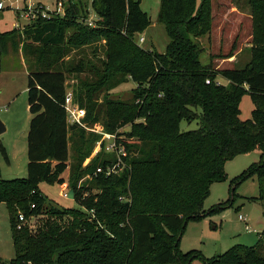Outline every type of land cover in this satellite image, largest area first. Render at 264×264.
I'll list each match as a JSON object with an SVG mask.
<instances>
[{
    "label": "trees",
    "instance_id": "trees-1",
    "mask_svg": "<svg viewBox=\"0 0 264 264\" xmlns=\"http://www.w3.org/2000/svg\"><path fill=\"white\" fill-rule=\"evenodd\" d=\"M249 1L250 58L241 67L214 69L210 59L200 61L203 47L198 37L211 30V0L160 1L158 21L168 36L163 52L134 42V35L150 21L140 0H67L63 16L38 15L20 31L0 33V53L6 43L22 39L40 44L46 55L33 61V46L22 44L31 113L26 177H0V202L8 208L14 250L10 264H164L176 257L185 264L194 257L191 252L179 256L177 240L188 219L204 214L210 185L226 179L225 161L253 149L264 154V0ZM90 8L98 17L94 27L82 21ZM72 25L81 33H73L69 44H89L96 35L104 39L100 83L117 76L110 87L126 80L136 84L127 109L119 110L126 103L107 104L109 113H117L114 128L129 125L122 134L135 140L127 142L115 134L126 152L125 167L109 176L94 171L114 163L115 154L102 145L91 158L89 174L100 191L86 192L84 185L77 188L73 182L78 208L51 205L47 210L49 202L39 183L64 182L69 132L82 129L68 120L65 103L61 59L69 49L64 45ZM217 77L226 82L218 83ZM243 95L253 104L246 119L239 118ZM79 107L89 105L79 101ZM181 121H196L197 127L182 131ZM252 174L260 182L254 198L263 200L262 156L239 181ZM45 210L50 215L35 229L17 227L19 213L25 218ZM68 212L74 217L62 224ZM257 238L254 245H234L205 264H264V230Z\"/></svg>",
    "mask_w": 264,
    "mask_h": 264
},
{
    "label": "rangeland",
    "instance_id": "rangeland-1",
    "mask_svg": "<svg viewBox=\"0 0 264 264\" xmlns=\"http://www.w3.org/2000/svg\"><path fill=\"white\" fill-rule=\"evenodd\" d=\"M160 1L140 0L139 7L149 16L150 21L145 29L136 33L133 38L134 42L143 48L163 52L168 36L164 26L158 21ZM3 2L4 8L0 10V33H9L16 28L20 31L33 20L34 17L27 18L24 15L28 5L44 6L51 11L56 9V0H4ZM88 14L94 16L91 8ZM211 15L210 32L198 37L203 47L200 55L201 63L206 64L210 59L209 63L214 69L243 66L250 58L248 50L252 31L250 1L211 0ZM76 33H81L76 25L69 27L66 32V43L69 37ZM140 36H144L143 42L138 41ZM93 38L89 44L64 45L69 48L61 59L66 74L67 96L71 98V104L79 106V101H85L89 107H81L85 111L82 129L69 132L68 167L62 174L64 182L39 183L43 196L49 202L45 205L47 210L51 205H58L61 209L78 208L74 201L73 182L76 183L77 188L84 185L86 192L100 191L101 186L96 184L89 174L90 167H88L89 161L99 149V141H102L104 146L111 139L109 134L117 133L121 140L126 139L127 142L135 140L122 134L130 130L129 125L114 128L112 123L117 118V113H109L107 104L110 103L109 101L126 103L127 105H120L119 110L127 109L136 84L126 80L110 87L117 76L100 83L103 74L101 61L104 57V39L100 38V35ZM24 43L33 46L36 52L33 54V61H38V58L44 59L46 56L42 54L45 49L40 44L22 39L6 43L0 53V121L5 127L0 134V177L3 179L26 177V136L31 113L28 110L26 91L28 67L21 49ZM38 66L33 64L31 67L35 69ZM79 69L83 71L79 72ZM217 80L226 82L221 77H217ZM239 108L240 119L250 117L253 104L248 95L242 96ZM196 127V121L180 122L182 131ZM261 156L264 159V154L261 155L260 150L253 149L225 161L226 179L210 185L209 193L203 200L204 214L188 219L177 240L176 248L179 256L187 252L194 255L185 264H205L207 259L224 253L234 245L250 246L256 243L257 233L247 231L245 222L239 220L237 216L244 215L251 229L264 230V199L254 198L259 194L260 182L254 174L241 181L239 176L251 171L261 160ZM234 185L233 202L230 205L228 203L230 190ZM70 189L74 191V195L68 197L67 193ZM47 210L39 216L25 217L20 224L35 229L50 215ZM62 217L63 224L74 216L72 212H68ZM13 255L8 208L4 202H0V264H10ZM164 264H181L180 257Z\"/></svg>",
    "mask_w": 264,
    "mask_h": 264
},
{
    "label": "built area",
    "instance_id": "built-area-1",
    "mask_svg": "<svg viewBox=\"0 0 264 264\" xmlns=\"http://www.w3.org/2000/svg\"><path fill=\"white\" fill-rule=\"evenodd\" d=\"M4 0H0V10H2L4 8ZM67 0H56V9L55 11H51L48 8L44 7V6H39V5H28V7L25 9L24 11V15L27 18L30 17H36L38 15H40L43 18H49L53 15H59V16H63L65 13V3ZM96 20H98V17L96 15L94 16H88L87 18H83L82 21L84 23H86L88 26L90 27H94L96 26ZM139 42H143L144 41V36H140L138 38ZM206 82L208 83L209 80H206ZM218 83H220L221 81H218ZM71 98L69 96H67V98L65 99V103H66V111H67V116H68V120L71 123H78L80 125H83V121L82 118L85 114L84 109L80 108L78 105L75 104H71ZM101 134H104L103 132H101ZM107 135V134H106ZM110 136V141L104 145V151L105 152H112L115 154L116 156V160L114 163H112L111 165H106L104 167L102 166H98L95 171L94 174L96 173H103L105 176H109L110 174L116 173L117 171L123 169L125 167V162L123 160V157L126 156V152L124 151L123 147L121 145H118L115 141V135L109 134ZM102 145V141L98 142V147L99 149L97 150V152L101 149ZM96 152V153H97ZM95 153V154H96ZM66 193L63 194V196H65ZM90 213L92 214L93 211H90ZM93 215V214H92ZM18 223H17V227H20V223L21 221L24 219V216L22 213L18 214ZM238 219L242 220L245 222V229L247 231H254L257 233V235L259 236L261 234V231H256L255 229H251V227L247 224V220L246 217L242 214H238ZM27 264H30V262H28Z\"/></svg>",
    "mask_w": 264,
    "mask_h": 264
},
{
    "label": "water",
    "instance_id": "water-1",
    "mask_svg": "<svg viewBox=\"0 0 264 264\" xmlns=\"http://www.w3.org/2000/svg\"><path fill=\"white\" fill-rule=\"evenodd\" d=\"M5 130L4 125L2 124V122L0 121V134ZM68 197H71L74 195V191L72 189H70L67 193Z\"/></svg>",
    "mask_w": 264,
    "mask_h": 264
}]
</instances>
